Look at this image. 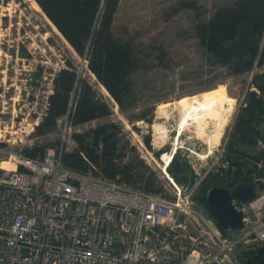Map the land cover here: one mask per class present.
Listing matches in <instances>:
<instances>
[{"label":"rangeland","instance_id":"374dc122","mask_svg":"<svg viewBox=\"0 0 264 264\" xmlns=\"http://www.w3.org/2000/svg\"><path fill=\"white\" fill-rule=\"evenodd\" d=\"M190 1L200 7L197 12L179 6ZM233 1L120 0L111 34L131 46L137 68L128 79L129 92L119 106L95 76L92 78L90 71L84 69L83 60L66 45L34 0H0V145L3 151L9 153L18 147L24 150L35 145H56L60 139L57 130L45 136L32 131L30 124L34 115L28 116L29 102L33 100L32 94L43 91L54 74L70 62L81 69L84 81L107 102L112 112L108 119L75 127L72 134L107 121L115 122L123 129L122 142L128 143L125 147L127 158L135 160L137 157L148 167L167 196L170 194L169 176L164 169V160L159 159L172 153L174 144L178 162L188 163L197 174L192 190L196 201L201 180L205 177V181L223 166L227 167L224 147L230 142L246 94L260 95L254 78L264 74V67L255 66L248 73L230 75L226 68L207 59L195 36L196 21L207 20L215 9ZM259 84L264 85V79ZM196 94L205 98L206 129L202 140L193 129L177 138L183 111L173 106L159 113L157 106L175 102L184 104L188 97ZM161 114H165L166 119H161ZM148 119L150 121L146 122ZM257 130L264 133V124H259ZM145 138L148 145L143 141ZM258 149L263 151L261 146ZM2 155L0 152V157ZM193 233L189 230V234ZM240 246L245 250L252 243Z\"/></svg>","mask_w":264,"mask_h":264},{"label":"built area","instance_id":"2783aa9c","mask_svg":"<svg viewBox=\"0 0 264 264\" xmlns=\"http://www.w3.org/2000/svg\"><path fill=\"white\" fill-rule=\"evenodd\" d=\"M80 58L88 70L86 54ZM70 64L60 70L83 78ZM52 81L32 94V131L46 115ZM75 127L67 111L56 120L57 144L37 158L0 146V264H241L239 244L264 247V190L247 202L231 200L243 227L224 234L192 197L193 185L166 176L167 196L108 180L93 167H65L62 155L77 147Z\"/></svg>","mask_w":264,"mask_h":264},{"label":"trees","instance_id":"16d2710c","mask_svg":"<svg viewBox=\"0 0 264 264\" xmlns=\"http://www.w3.org/2000/svg\"><path fill=\"white\" fill-rule=\"evenodd\" d=\"M34 2L55 31L64 38L66 45L79 57L86 54L88 70L121 106L129 92L128 79L137 68V59L129 44L122 43L111 34L120 0ZM179 6L194 12L200 9L194 1L182 2ZM193 30L207 59L226 68L230 75L239 76L250 72L255 66L264 67V0H234L230 5L215 9L207 20L196 21ZM67 65L71 64L67 62ZM263 79L264 74L254 78L260 95L254 92L246 94L244 108L236 119L233 134L242 144L256 146L261 142L263 151L258 161L264 165V133L257 130L259 124H264V85L259 84ZM52 84L48 110L35 128L36 134L45 136L56 131V120L68 109L73 126L111 117L107 102L84 78H77L74 72H56ZM145 121L149 122L150 119ZM72 137L77 147L62 155L65 167L78 172H87L93 167L108 180H117L145 192L162 193V186L150 169L137 157L135 160L127 158L125 147L128 143L122 142L123 129L115 122L98 124L82 133H74ZM143 141L148 145L147 138ZM47 147L35 145L24 149L23 154L27 158H37ZM181 166L175 154L167 167L168 175L175 182H178ZM260 174L258 177L264 175V170ZM225 181L231 182L228 173L220 169L207 178L200 190L205 192L212 185ZM256 190H264V178L256 183ZM195 199L199 205L198 196ZM222 233L226 232L222 230ZM241 244L236 247L237 259L241 264H250L249 259L256 250L251 247L241 250Z\"/></svg>","mask_w":264,"mask_h":264},{"label":"water","instance_id":"95a60500","mask_svg":"<svg viewBox=\"0 0 264 264\" xmlns=\"http://www.w3.org/2000/svg\"><path fill=\"white\" fill-rule=\"evenodd\" d=\"M182 166L186 173L178 178V183L182 188L195 184L197 174L188 163L183 162ZM254 195L252 184H239L231 189L225 187H214L206 195L200 197L204 209L215 221L220 230H241L243 227L242 215L236 211L231 204L232 199L247 202ZM250 264H264V247L259 248L249 259Z\"/></svg>","mask_w":264,"mask_h":264},{"label":"flooded vegetation","instance_id":"af4514ba","mask_svg":"<svg viewBox=\"0 0 264 264\" xmlns=\"http://www.w3.org/2000/svg\"><path fill=\"white\" fill-rule=\"evenodd\" d=\"M258 146L263 147V144L260 143L258 144ZM258 146L242 144L241 142H238L236 140L234 134L231 135L229 144L224 147L225 148L224 159L226 160L227 167L223 166V169L226 173H228L231 182L227 183V181H225L222 184L212 185L208 190L202 192L200 188L202 189L203 184L206 181V180L204 181L205 179L204 177L201 180L202 183L200 182L201 184L199 185L200 187L198 189L199 193L197 192L199 205L202 208L204 207L200 202V197L206 195L210 189L217 186L231 189L239 184H244V185L252 184L254 186V194H255L256 183L262 181L264 178V175L258 177V174L262 173L263 171V165L260 164V162L262 161L260 162L258 161V157L260 155ZM181 167L182 169L180 171V175L186 173L185 168L183 166ZM196 181L197 178L195 180V183Z\"/></svg>","mask_w":264,"mask_h":264},{"label":"bare ground","instance_id":"6f19581e","mask_svg":"<svg viewBox=\"0 0 264 264\" xmlns=\"http://www.w3.org/2000/svg\"><path fill=\"white\" fill-rule=\"evenodd\" d=\"M173 106H175V107L177 106L178 108H180L183 111L181 118L179 116L180 119L178 122V128H177V132H176L177 138H179L184 132H189V131H191L190 129H193L194 130L193 132H195V135L198 137V139L202 140L201 136L205 133V129H206L204 95L196 94V95L190 96V97H188L187 101H185L184 104H179L177 102H175V103H163V104H160L157 106V110H159V113H163V112H165V110L167 108L173 107ZM68 111L70 112V109H68ZM178 113H179V111H178ZM163 115L164 116H162V114H161V116H162L161 119L162 118L166 119L165 114H163ZM154 128H157V127H154ZM163 131H165V130H163ZM174 146L175 145L173 144L172 153H175V151H177V147H174ZM206 146L209 148H212L210 145H206ZM172 153H170L169 155L167 154L164 157V159H162V157H161V159H159V161L164 160L163 162H164L165 166H167L169 161H170V158L172 156ZM163 155H165V154H163ZM6 165H9V164H6ZM165 166H164V168H165ZM169 179H171L170 176H169Z\"/></svg>","mask_w":264,"mask_h":264}]
</instances>
